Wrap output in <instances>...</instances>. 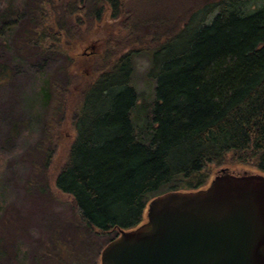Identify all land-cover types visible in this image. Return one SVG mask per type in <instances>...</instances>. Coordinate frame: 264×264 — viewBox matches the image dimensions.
<instances>
[{"label": "trees", "instance_id": "16d2710c", "mask_svg": "<svg viewBox=\"0 0 264 264\" xmlns=\"http://www.w3.org/2000/svg\"><path fill=\"white\" fill-rule=\"evenodd\" d=\"M11 9V19L0 12L2 33L22 23L21 48H46L69 63L63 42L81 40L106 13L126 33L125 43L110 48L101 74L80 93L75 138L54 182L78 225L96 238L109 237L106 245L120 231L140 227L154 192L203 189L208 165L264 175V4L249 11L243 0H27ZM147 46H153L147 77L155 82V100L137 111L135 48ZM0 78L9 79L4 66ZM65 89L54 91L48 134L67 109ZM47 136L35 163L39 193L52 198L47 171L53 141ZM4 243L0 238V257ZM105 246L92 264H100ZM57 249L58 264L75 261Z\"/></svg>", "mask_w": 264, "mask_h": 264}, {"label": "rangeland", "instance_id": "374dc122", "mask_svg": "<svg viewBox=\"0 0 264 264\" xmlns=\"http://www.w3.org/2000/svg\"><path fill=\"white\" fill-rule=\"evenodd\" d=\"M26 1L0 0V12L5 10L11 19V8L17 2L24 6ZM243 1L249 11L264 4V0ZM109 18L111 16L106 13L100 25L93 27L81 40L62 43L71 63L66 61L64 54H53L46 48L43 52L21 48L22 23L18 22L8 33L0 31V66L9 73V79L5 78L7 82L0 78V238L5 240L0 264H58V245L76 256L70 264H92L93 259L99 257L100 247L110 239L96 238L82 229L73 215L70 200L54 187L75 138L72 122L80 93L101 74L110 48L120 47L126 41V33L117 21ZM18 20L22 22V17ZM152 47L135 48L140 54L134 59L131 87L139 95L137 111L149 109L155 100V82L147 77ZM65 88L67 109L61 122L53 123L48 134L46 126L52 122L55 111L54 91ZM57 120L59 118L54 122ZM46 134L48 140L53 141L51 165L47 171L52 198L39 193L42 181L38 179L35 163V151ZM221 170L233 176L264 177L256 170L237 169L230 164L208 165L204 173L205 186L201 190H206L221 175ZM163 194V189L154 192L148 197L147 206ZM145 222L146 211L141 225Z\"/></svg>", "mask_w": 264, "mask_h": 264}, {"label": "water", "instance_id": "95a60500", "mask_svg": "<svg viewBox=\"0 0 264 264\" xmlns=\"http://www.w3.org/2000/svg\"><path fill=\"white\" fill-rule=\"evenodd\" d=\"M220 172L206 190L153 200L100 264H264V177Z\"/></svg>", "mask_w": 264, "mask_h": 264}]
</instances>
